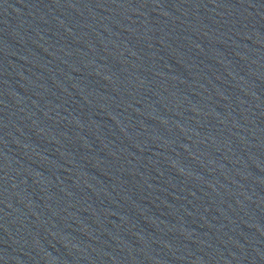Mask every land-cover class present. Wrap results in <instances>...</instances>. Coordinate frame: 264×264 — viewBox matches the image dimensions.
<instances>
[{
	"label": "water",
	"instance_id": "1",
	"mask_svg": "<svg viewBox=\"0 0 264 264\" xmlns=\"http://www.w3.org/2000/svg\"><path fill=\"white\" fill-rule=\"evenodd\" d=\"M0 264H264V0H0Z\"/></svg>",
	"mask_w": 264,
	"mask_h": 264
}]
</instances>
